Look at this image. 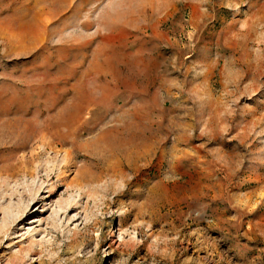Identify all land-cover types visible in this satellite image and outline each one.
<instances>
[{
    "label": "rangeland",
    "instance_id": "obj_1",
    "mask_svg": "<svg viewBox=\"0 0 264 264\" xmlns=\"http://www.w3.org/2000/svg\"><path fill=\"white\" fill-rule=\"evenodd\" d=\"M0 264H264V0H0Z\"/></svg>",
    "mask_w": 264,
    "mask_h": 264
},
{
    "label": "bare ground",
    "instance_id": "obj_2",
    "mask_svg": "<svg viewBox=\"0 0 264 264\" xmlns=\"http://www.w3.org/2000/svg\"><path fill=\"white\" fill-rule=\"evenodd\" d=\"M28 98L30 99V96L25 99ZM25 99L22 101H25ZM69 100L56 115H53L49 113L54 106L55 100H50L49 97L45 98L42 100L45 104L43 110H34L28 118L21 117V128L16 130L20 132L21 142L11 152L16 155L20 149L30 147V153L28 156L21 154V158H15L17 162L12 166L15 173L30 170L33 167L34 158L44 153L55 152L58 146H65L66 144L75 145L78 137L82 135V132H90L92 128L86 127V120L83 119V113L89 110L91 105L97 104L98 101L91 94L85 96L74 95ZM34 102L37 104L41 103L39 95L36 96ZM41 114L45 116L40 117ZM95 141L102 142L101 135ZM35 142L41 144V149H35L37 151L33 150L32 144ZM81 147L84 146L80 145L79 148ZM116 151L128 153L122 146H118L115 151L113 150V153L116 154Z\"/></svg>",
    "mask_w": 264,
    "mask_h": 264
}]
</instances>
